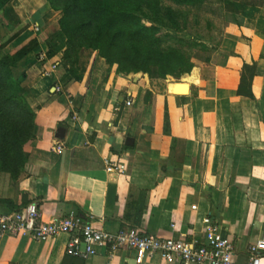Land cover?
I'll list each match as a JSON object with an SVG mask.
<instances>
[{
	"label": "crops",
	"instance_id": "1",
	"mask_svg": "<svg viewBox=\"0 0 264 264\" xmlns=\"http://www.w3.org/2000/svg\"><path fill=\"white\" fill-rule=\"evenodd\" d=\"M24 2L27 28L5 49L14 46L12 54L39 41L15 68L16 76H26L36 137L17 182L0 171V217L36 202L45 221L75 210L93 215L107 231L135 227L204 242L210 216L232 242L236 263L248 264V249L264 232V4L241 9L244 25L225 27L224 42L210 60L194 58L193 80L181 81L187 92L179 95L165 79L118 73L117 65L91 49L80 56L82 79H71L62 54L47 57L45 45L59 29L60 11L47 0ZM253 61L250 99L238 88L244 64ZM56 142L63 151L53 149ZM113 163L125 170H109ZM68 241L66 233L47 241L6 235L0 264L109 262L104 251L88 260L72 256ZM111 262L137 264L129 249ZM142 264L168 263L154 254Z\"/></svg>",
	"mask_w": 264,
	"mask_h": 264
},
{
	"label": "trees",
	"instance_id": "2",
	"mask_svg": "<svg viewBox=\"0 0 264 264\" xmlns=\"http://www.w3.org/2000/svg\"><path fill=\"white\" fill-rule=\"evenodd\" d=\"M60 11L59 29L52 33L45 45L47 57L62 54L73 80H81L80 56L84 49L97 51L123 75L144 73L152 79L172 76L182 80H168V90L182 94L181 81L193 80L195 66L192 50H208V45L197 39L178 35L185 30L181 12L175 6H198L208 0H47ZM222 2L223 0H219ZM236 12L228 20L242 25L243 17ZM258 7L264 4L242 2ZM13 0H0V19L10 17ZM14 12V11H13ZM14 22L0 39V51L16 40L27 28L25 22ZM33 39L15 53L0 54V171L10 174L17 182L25 173L29 158L28 144L35 139L36 112L29 101V88L24 78L15 74L20 61L38 46ZM256 62L245 63L238 94L255 99L252 83L256 76ZM166 133L169 119L166 115ZM144 205L138 208L142 213Z\"/></svg>",
	"mask_w": 264,
	"mask_h": 264
},
{
	"label": "built area",
	"instance_id": "3",
	"mask_svg": "<svg viewBox=\"0 0 264 264\" xmlns=\"http://www.w3.org/2000/svg\"><path fill=\"white\" fill-rule=\"evenodd\" d=\"M34 30L39 32L40 26L35 25ZM45 58V55L41 56V59ZM53 149L61 152L64 144L56 142ZM108 169L124 171L125 166L113 163ZM204 222L207 238L204 242H198L185 237H160L141 232L135 227H126L117 232L107 231L95 225L93 215L84 217L75 210L45 221L38 203L30 202L0 217V238L29 234L36 240L47 241L66 233L69 235V254L88 260L104 251L109 260L107 264H112L113 257L124 249L135 252L137 264H142L154 254H159L168 264H237L233 244L224 236L219 224L210 216ZM263 252L264 232L262 238L249 247L248 264H261Z\"/></svg>",
	"mask_w": 264,
	"mask_h": 264
},
{
	"label": "rangeland",
	"instance_id": "4",
	"mask_svg": "<svg viewBox=\"0 0 264 264\" xmlns=\"http://www.w3.org/2000/svg\"><path fill=\"white\" fill-rule=\"evenodd\" d=\"M262 0H208L204 4L198 6H182L178 7L181 12L180 18L184 24L185 30L178 33L179 36L187 39H197L208 45V50L195 49L192 50L193 60H210L213 54H217V50L224 42L225 27L228 24H235L228 20L232 19V13L236 12L233 2L238 6L239 14L243 17L245 22V17L241 12L243 8H253L250 5L242 4V2H256L260 3ZM169 4H172L167 0ZM173 5V4H172ZM26 6L24 0H13L14 12L12 11L9 15L10 17H1L0 19V39L8 31V28L14 22L10 19H23L21 13L22 8ZM244 22L242 25H244ZM237 25V24H236ZM239 25V26H242ZM14 46L0 51V54H7L8 51L12 50ZM185 75L180 78L169 76L165 80L180 81ZM186 88V87H184Z\"/></svg>",
	"mask_w": 264,
	"mask_h": 264
},
{
	"label": "water",
	"instance_id": "5",
	"mask_svg": "<svg viewBox=\"0 0 264 264\" xmlns=\"http://www.w3.org/2000/svg\"><path fill=\"white\" fill-rule=\"evenodd\" d=\"M58 137H62V135L61 136H58ZM132 142H133V139L132 138H128V140H127V143H129V144H132Z\"/></svg>",
	"mask_w": 264,
	"mask_h": 264
},
{
	"label": "bare ground",
	"instance_id": "6",
	"mask_svg": "<svg viewBox=\"0 0 264 264\" xmlns=\"http://www.w3.org/2000/svg\"><path fill=\"white\" fill-rule=\"evenodd\" d=\"M182 92H187V88H182Z\"/></svg>",
	"mask_w": 264,
	"mask_h": 264
}]
</instances>
